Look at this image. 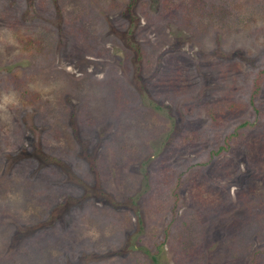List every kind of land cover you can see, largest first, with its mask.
<instances>
[{
  "label": "rangeland",
  "instance_id": "374dc122",
  "mask_svg": "<svg viewBox=\"0 0 264 264\" xmlns=\"http://www.w3.org/2000/svg\"><path fill=\"white\" fill-rule=\"evenodd\" d=\"M0 264H264V0H0Z\"/></svg>",
  "mask_w": 264,
  "mask_h": 264
},
{
  "label": "clouds",
  "instance_id": "9594fccd",
  "mask_svg": "<svg viewBox=\"0 0 264 264\" xmlns=\"http://www.w3.org/2000/svg\"><path fill=\"white\" fill-rule=\"evenodd\" d=\"M5 100H7V98H5Z\"/></svg>",
  "mask_w": 264,
  "mask_h": 264
}]
</instances>
